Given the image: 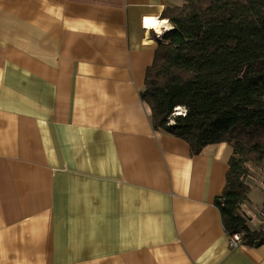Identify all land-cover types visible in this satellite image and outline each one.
<instances>
[{
    "label": "crops",
    "instance_id": "1",
    "mask_svg": "<svg viewBox=\"0 0 264 264\" xmlns=\"http://www.w3.org/2000/svg\"><path fill=\"white\" fill-rule=\"evenodd\" d=\"M185 1L0 0V264H264L215 203L233 147L192 154L141 97L144 18Z\"/></svg>",
    "mask_w": 264,
    "mask_h": 264
},
{
    "label": "trees",
    "instance_id": "2",
    "mask_svg": "<svg viewBox=\"0 0 264 264\" xmlns=\"http://www.w3.org/2000/svg\"><path fill=\"white\" fill-rule=\"evenodd\" d=\"M162 18L172 28L157 38L141 92L153 125L188 142L194 155L210 144L233 147L215 203L227 232L263 245L242 206L248 176L264 172V0H186Z\"/></svg>",
    "mask_w": 264,
    "mask_h": 264
},
{
    "label": "built area",
    "instance_id": "3",
    "mask_svg": "<svg viewBox=\"0 0 264 264\" xmlns=\"http://www.w3.org/2000/svg\"><path fill=\"white\" fill-rule=\"evenodd\" d=\"M145 22L147 20V18H144ZM163 30L160 31L158 30L157 28H153L154 31H155V37L156 38H161V36L163 35V33L166 31V26L164 27H161ZM184 112V109H182L181 107H177L175 109V113L178 114V113H183ZM255 176L254 175H249L248 176V182L251 180V179H254ZM259 180V183H260V188L263 192V196H264V177H261ZM248 204H243L242 206V210L243 212L249 216L251 218V220H254V219H258L259 220V228L257 229L258 232L264 236V202H263V205L261 207H259L258 209H256V211L254 210V207L253 209H249V208H246ZM254 211V213L251 211ZM257 242V240H254L253 241V245L252 246H255V243ZM229 243H230V246L231 248H236L238 246H241V245H247V243L245 242V239H244V233L243 232H240V231H237V232H231L229 233Z\"/></svg>",
    "mask_w": 264,
    "mask_h": 264
},
{
    "label": "rangeland",
    "instance_id": "4",
    "mask_svg": "<svg viewBox=\"0 0 264 264\" xmlns=\"http://www.w3.org/2000/svg\"><path fill=\"white\" fill-rule=\"evenodd\" d=\"M168 21V20H167ZM155 32V31H154ZM156 38V37H155ZM254 173H256L255 171H254ZM261 177H263V176H261ZM260 179V178H259ZM250 183H251V187H252V190L250 191L251 192V194L254 196V197H257V198H259L260 197V194H262L263 192H262V190H261V188H260V183H259V180L255 177L254 179H251L250 180ZM254 205V210L256 211V209L255 208H259V205H256V204H253ZM252 207V206H251ZM254 226L256 225V222H254V224H253Z\"/></svg>",
    "mask_w": 264,
    "mask_h": 264
},
{
    "label": "bare ground",
    "instance_id": "5",
    "mask_svg": "<svg viewBox=\"0 0 264 264\" xmlns=\"http://www.w3.org/2000/svg\"><path fill=\"white\" fill-rule=\"evenodd\" d=\"M164 21H162V23H163ZM157 18H148L147 20H146V26L147 27H149V28H151V27H155V28H158V27H160V24H162ZM169 23V22H168ZM154 25V26H153ZM166 25V24H165ZM168 26L170 27V25L168 24ZM171 28V27H170ZM160 28H158V30H159ZM160 31H162V30H160Z\"/></svg>",
    "mask_w": 264,
    "mask_h": 264
},
{
    "label": "snow or ice",
    "instance_id": "6",
    "mask_svg": "<svg viewBox=\"0 0 264 264\" xmlns=\"http://www.w3.org/2000/svg\"><path fill=\"white\" fill-rule=\"evenodd\" d=\"M154 26V25H153Z\"/></svg>",
    "mask_w": 264,
    "mask_h": 264
}]
</instances>
